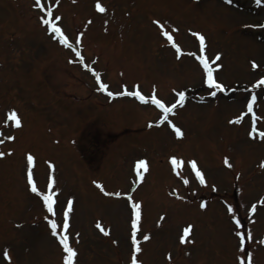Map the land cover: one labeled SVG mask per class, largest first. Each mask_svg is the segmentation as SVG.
Returning a JSON list of instances; mask_svg holds the SVG:
<instances>
[{
  "label": "rangeland",
  "instance_id": "obj_1",
  "mask_svg": "<svg viewBox=\"0 0 264 264\" xmlns=\"http://www.w3.org/2000/svg\"><path fill=\"white\" fill-rule=\"evenodd\" d=\"M103 2L109 8L107 17L94 13V0H61L66 29L73 37L78 31L85 32L86 59L99 57L93 66L103 70L102 79L111 90L138 81L149 93L155 84L158 95L170 101L174 99L172 88L186 87L189 100L174 118L184 137L174 138L166 126H147L160 115L154 106L141 105L131 97L109 100L97 92L91 74L67 62L71 51L45 34L32 7L34 0H0V112L13 106L24 118L15 154L0 159V264H9L2 256L5 250L12 256L11 264H61V249L43 220L46 212L26 190L22 171L26 149L38 156L41 188L47 175L43 161L52 159L64 189L62 198L69 194L76 198L72 225L81 233L79 264H128L127 205L123 199L104 197L91 181L100 180L109 191H128L135 179L132 165L139 158H146L149 164V172L133 194L144 206L142 231L151 234L150 240L141 244L143 264H169V252L171 264H235L237 241L224 201L240 209L242 223L254 238L246 248L253 253L254 264H264V246L258 244L264 237V205L258 204L252 215L247 212L252 202L264 196V168L259 166L264 161V141L249 139L248 123L227 124L239 113L245 89L256 78L250 60L264 69V27L260 26L264 25V2ZM89 18L93 23L85 29ZM105 18L109 21L107 32ZM160 18L180 27L176 39L185 53L198 50L187 28L205 34L208 55L222 53L219 78L239 90L207 96L198 63L187 55L177 60L151 23ZM256 92L259 97L254 110L259 115L264 113V91ZM259 124L264 130V123ZM7 146L11 145L0 146V150ZM173 154L196 158L209 187L198 186L186 166L183 175L188 176L195 192L183 185L171 172L168 158ZM225 155L232 169L223 165ZM237 172L241 173L238 181ZM213 183L217 185L215 193ZM172 189L186 199L169 195ZM201 199L207 201L205 210L199 209ZM161 214L164 219L157 226ZM96 220L111 226L118 246L99 233L94 227ZM188 223L194 225L191 238L195 242L181 245L178 236Z\"/></svg>",
  "mask_w": 264,
  "mask_h": 264
},
{
  "label": "snow or ice",
  "instance_id": "obj_2",
  "mask_svg": "<svg viewBox=\"0 0 264 264\" xmlns=\"http://www.w3.org/2000/svg\"><path fill=\"white\" fill-rule=\"evenodd\" d=\"M73 3L76 0H72ZM227 4H231L232 0H225ZM264 0H255L257 5H261ZM61 0H34L32 5L33 10L38 13L37 19L40 26L44 29L45 34L50 39L56 42L59 46L68 49L73 54L68 59L69 64H79L83 69L87 70L94 78L96 83V91L106 94L109 100H114L120 97H131L138 101L141 105L154 106L160 113L158 119L155 121H149L148 127L154 126H166L174 133L177 139L184 137V132L181 126H178L174 122V118L178 115V109H182L186 106L189 97L187 95V89L185 88H172L171 93L174 97L173 100H166L164 97L158 95V89L155 84L151 86V91L145 93L142 90L141 84L137 81L134 82L131 87L127 82L119 85L118 90H111L110 85L106 80L102 79L103 70L94 67L99 57L87 58L85 54L84 45V31H78L73 37L72 34L66 29L64 25V17L60 11ZM94 13L107 17L109 14V8L103 2V0H94L93 3ZM127 15V13H126ZM93 23L91 18L85 22V29ZM109 21L107 18L103 20L105 25L104 31L107 32V25ZM159 31V35L166 41L167 46H170L174 50V54L177 60L182 55H187L198 63L199 70L201 72V85L205 90V93L209 97H217L218 94L232 93L239 89L233 88L232 85L227 84L219 78V71L222 70L223 64L221 61L222 53L217 52L214 56H209L207 53L208 41L205 34L201 31L193 30L191 27L187 28V32L190 36L194 37L197 45V51H189L187 53L182 51L181 44L177 41L176 36L180 33V27L169 23L166 19H153L151 21ZM264 27V25H260ZM165 46V45H162ZM251 69L255 73L254 81L250 82L247 89H245L246 96L241 103V109L238 114L231 116L227 120L228 125H240L243 126L248 123L247 136L251 140L264 141V130L257 127V123H264V113L257 114V110H254V106L258 99L256 90L261 89L264 91V69L255 60H250ZM124 73L120 72V76L123 77ZM200 100H204V96L200 97ZM248 118L246 121L245 118ZM250 122V123H249ZM24 128V118L19 110L13 106H9L3 112H0V146H7L5 150H0V159L12 157L16 148L14 145L18 142L17 133ZM59 143V141H54ZM169 163L172 172L180 178L183 185L189 187V189L195 192V189H191L190 180L188 176L183 175V168L186 166L195 180L198 186L202 188H208L209 183L206 178V172L202 166L198 163L196 158H184L176 154L169 156ZM44 164L47 168L46 180L43 188L39 186L37 167L38 156L31 150L26 149L23 152V174L26 190L40 201L42 209L46 212L43 216V220L47 223L50 235L58 243L61 249V264H79V248L78 245L81 241V233L74 230L72 225V218L75 215L76 198L73 194L64 196V189L60 186L56 177V164L52 159H45ZM223 165L232 169L233 164L230 163L229 157L225 155L223 157ZM261 168H264V161H261ZM132 172L135 179L130 181L131 187L128 191L106 189L104 183L100 180L94 179L91 183L99 190V192L108 198L123 199L128 208V234L125 237V242L129 247V261L128 264H143L141 247L142 242H147L151 238V234L142 231L144 206L143 202L139 198H134V192L137 187L144 180L145 174L149 172V164L146 158H139L134 161L132 165ZM241 173L237 172L235 178L238 181ZM211 190L217 191V185L211 184ZM242 191V189H241ZM169 195L179 200H185L186 198L180 196L176 189H172ZM264 205V196H261L255 202L250 204L247 212L249 215L254 214L257 211V205ZM225 212L232 223L231 229L233 237L236 239V248L239 255L235 257V264H254L253 253L246 248L247 244L253 242V233L251 229H245L240 216V209L235 207L232 203L224 201ZM207 208V201L201 199L199 203V209L205 210ZM164 215L161 214L160 219L157 221V226L163 221ZM19 227V225H17ZM94 227L104 237L109 238L114 246H118L119 241L112 236L111 226L105 227L100 220H96ZM194 225L188 223L182 227L180 235L178 236L179 243L193 244L195 241L192 237ZM258 244L264 246V237L258 240ZM2 256L4 260L9 264L12 262V256L7 250L3 251ZM166 258L171 264L172 254L169 252Z\"/></svg>",
  "mask_w": 264,
  "mask_h": 264
}]
</instances>
